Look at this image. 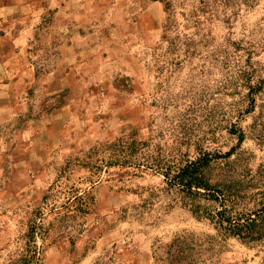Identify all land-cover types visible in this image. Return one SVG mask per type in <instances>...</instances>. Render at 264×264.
Wrapping results in <instances>:
<instances>
[{"label":"rangeland","instance_id":"1","mask_svg":"<svg viewBox=\"0 0 264 264\" xmlns=\"http://www.w3.org/2000/svg\"><path fill=\"white\" fill-rule=\"evenodd\" d=\"M174 1L0 0V264H262L155 166L264 163V0Z\"/></svg>","mask_w":264,"mask_h":264},{"label":"trees","instance_id":"2","mask_svg":"<svg viewBox=\"0 0 264 264\" xmlns=\"http://www.w3.org/2000/svg\"><path fill=\"white\" fill-rule=\"evenodd\" d=\"M161 1L164 4L165 28L168 31L175 23L177 4L174 0ZM199 4L202 8L198 11L207 13L205 10L208 6L207 0H200ZM122 142L123 140H120L113 145L118 146L117 161L122 165L129 164L131 167L141 169L144 160L133 153L136 150V142L131 140L121 145ZM242 142L243 135L239 138V144ZM231 155V153L225 156L204 155L182 166L157 164L155 167L162 171L167 189L175 196L176 203L188 209L197 220L208 222L219 235L234 238L251 249H258L262 253V264H264V163L259 166L255 174L251 172L240 174L238 170H231L238 165L236 161L226 162L224 169L221 168V170L226 168V173L213 176L214 168L223 163L218 161L227 159ZM66 168L68 169L69 165ZM81 199L82 195L79 194L74 197V201ZM186 245H188L187 239H176L168 247L169 253L178 249L183 259L188 250L198 249L199 253L203 252L201 244L192 249L185 248ZM211 250L212 248H208L206 251L211 252ZM37 260L36 250L28 249L18 262L38 264ZM211 264H219V262H211Z\"/></svg>","mask_w":264,"mask_h":264},{"label":"crops","instance_id":"3","mask_svg":"<svg viewBox=\"0 0 264 264\" xmlns=\"http://www.w3.org/2000/svg\"><path fill=\"white\" fill-rule=\"evenodd\" d=\"M1 36H3V34H2V33L0 34V37H1Z\"/></svg>","mask_w":264,"mask_h":264}]
</instances>
